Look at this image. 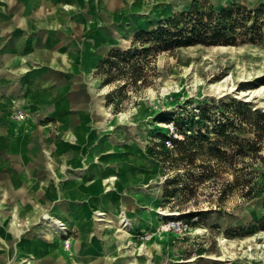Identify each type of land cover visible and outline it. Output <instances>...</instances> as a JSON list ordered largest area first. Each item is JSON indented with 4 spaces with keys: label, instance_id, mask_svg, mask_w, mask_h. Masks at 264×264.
Listing matches in <instances>:
<instances>
[{
    "label": "rangeland",
    "instance_id": "rangeland-1",
    "mask_svg": "<svg viewBox=\"0 0 264 264\" xmlns=\"http://www.w3.org/2000/svg\"><path fill=\"white\" fill-rule=\"evenodd\" d=\"M127 1H107L105 18L113 8L120 11L119 16L126 15L129 6L132 12L130 18H120L119 29L110 32L100 25L92 30V35L89 29L79 34L53 22L40 28L45 37L57 32L47 51L52 57L58 53L60 67L47 63L41 69L48 78H58L59 89L64 90L65 100H61L66 108L59 111L66 112L67 124L60 123L58 114L35 117L36 112L28 108H1L0 112V120L9 122L5 123L9 131L10 121L15 125L10 134L13 138L19 135L13 141L19 152L30 142L20 134L27 132L30 124L34 125L29 132L39 124L45 127L42 149L50 151L53 144L58 152L65 149L64 145L86 149L87 153L93 150L98 153L94 154V162L98 157L113 156L109 172L116 176L115 180L101 179L109 186L104 191H114L108 193V209L95 204L103 209L90 212L91 223L89 218L85 219L89 228L82 241L78 225L68 226L67 233L59 235L40 218V212L30 216L15 211L7 220L0 202V216L6 218L0 219V233L5 230L4 234L10 235L3 237L5 243L0 240V254L8 255L4 264L37 263L33 262L34 252L27 253L25 249L31 252L42 247H49L48 264H74V260L77 264H264V97L240 93L241 89L264 82V25L259 36H252L245 26H239L241 33L234 45L197 43L160 52L154 61L157 74L147 72L152 82L137 92L130 86L116 88L120 80L103 84L98 70V62L111 50L130 47L137 31L155 28L173 14L192 6L200 10L212 6L219 11L241 5L255 10L263 6L264 0ZM174 1L178 8L164 14ZM76 2L79 0H74L73 5ZM92 2H83L87 11L93 7ZM3 3L0 0L1 6ZM65 5L62 9L67 8L68 4ZM14 9L11 5L5 10L11 15ZM262 10L258 20L264 19ZM97 13L98 10L92 14ZM76 16L71 12L66 24ZM8 23L10 26L4 28L0 19V41L13 32V19ZM252 23L246 21L248 26ZM108 36L115 42H108ZM2 46L6 45L0 43ZM73 52L77 54L73 56ZM31 64L30 70L37 71L38 62L33 60ZM14 72L8 69L4 73L12 78ZM5 78L0 75V88L7 87L1 81ZM53 85V81L48 82L44 88L50 91ZM108 94L111 97L107 102ZM16 109L26 111L23 119L13 118ZM223 124L229 134L218 133ZM198 130L222 149L221 159L212 158L207 170L199 166L207 160L204 150L191 151L192 155L179 150V141L196 135ZM59 142L64 145H58ZM240 142L247 148L246 156H229L236 152ZM103 150L108 152L102 153ZM43 158L46 159L44 153ZM87 158L91 157L82 158V167ZM52 164L56 172L51 174L58 187L54 155ZM35 175L31 174L33 182ZM2 176L6 177L4 173ZM110 194L115 196L112 213ZM1 195L2 192L0 199ZM59 200H50L43 210L58 217L55 208ZM122 220L124 228L119 223ZM47 233L55 239L46 244L43 240L47 241ZM34 234L42 242L36 241ZM144 246L152 252L150 256L140 252L139 248Z\"/></svg>",
    "mask_w": 264,
    "mask_h": 264
},
{
    "label": "crops",
    "instance_id": "crops-1",
    "mask_svg": "<svg viewBox=\"0 0 264 264\" xmlns=\"http://www.w3.org/2000/svg\"><path fill=\"white\" fill-rule=\"evenodd\" d=\"M84 1L86 0H79L78 3L76 2V4L73 5L74 0H3V5H0L1 25L7 28L10 26L8 22L13 19V23L11 24L13 32L7 35L6 40L0 41V43L6 45L0 48V75L4 78L5 75L10 76L1 80L8 85L5 88H0V112L3 108V110H9L12 107L28 108L36 112V115L34 114L35 117L40 114H58L61 118L60 123L67 124L69 120L66 112L59 111L60 108H66L65 101L63 104L61 100H65V97L62 96L64 90L59 89L58 78H52V75L48 78L46 73L41 69L44 67V64L47 63L53 66V68L60 67V65H57L56 56L59 57L58 53H55L56 55L54 54L52 57L51 52L47 51V45L55 42L54 37L57 36V32L52 31L45 37L40 28H42L44 24L53 22L54 24H59L61 28L66 30L72 28L79 34L89 29L91 30L90 35H92V30L100 25L109 32L115 28L119 29L121 26L120 18L122 17V20H124L123 18L125 17L130 18V13H132L130 6L125 13L126 15L121 16H119L120 11L113 8V12L111 11L112 14L110 12V15L105 18L104 13L107 9L108 0H94V2H92L93 7H90L91 9L88 11L83 6ZM63 4H68L67 8L65 7L66 9H62ZM11 5L15 7V9L12 11V14L9 15L7 14L9 11L5 9H8ZM96 10H98L99 13L92 14L93 11ZM71 12L78 16L69 24H66V19ZM92 21H94V24ZM56 29L60 28L58 27ZM29 31L33 34H30ZM2 37L5 38L6 35H2ZM107 40L108 42H115L114 38H109V36ZM66 47L70 46L66 44ZM72 54L75 56L77 52H73ZM50 57H52V60ZM33 60L38 62L39 67L38 70L34 72L30 70L31 67H33L31 64ZM8 69H11L12 72L15 70L12 78L11 74L4 73L8 71ZM52 81L54 83L53 88L48 91V88L45 89L44 86ZM34 120L36 121V119ZM2 121L4 123H1ZM2 121L0 120V157L5 156L6 158H0V192H2L0 202L3 204V214L5 212L8 215H5L7 220L10 219L9 217L15 211L19 215L26 214L32 216L34 213L37 214L41 212L45 204L50 200L60 199L58 201L59 203L56 205L55 213L60 218L68 219L70 227L78 225V227L81 228L79 231L80 240L83 241L86 239V232L89 227L85 224V219L89 218L90 222V212L97 208L103 209V206L100 207L95 204L99 203L103 204L105 207L107 205L108 207V193L114 192L104 191L109 186H105L106 182L101 183V179L112 178L113 181L115 180L116 176L109 172L113 166V164L109 162H113V160H115L114 157L110 154L102 159L98 157L99 162L97 164V162H94V154L98 155L97 152L94 153L93 150H91L87 153L86 149H81L80 147L66 148V145L61 142L57 144H63L65 146L63 151L58 152L53 144L52 147H54V149L50 151L42 149L40 143L43 141V130H45V127L39 124H36L35 127L33 126L35 129H31L29 132V128H32V125H34L30 124L31 127L28 126L27 132L20 134L29 139L30 142L25 145L22 152H19L17 145L13 143V141L18 139L19 135L13 138V135L10 134L15 127L14 123L9 120L12 126L11 131H9L10 129L5 126V123L9 122L5 120ZM26 122L29 123L31 121ZM36 123L38 122L36 121ZM78 139L79 138L76 139V142H78ZM105 152L108 151L103 150L102 153ZM43 153L48 161L43 158ZM56 153L59 157H56ZM53 155L56 159L55 167L58 170L60 182L58 187H56L54 176L51 174V171L53 174L56 172L52 164ZM84 155H86V157L90 156L91 158H87L89 160L85 162V165L82 167L83 162L81 161H83L82 158ZM47 163H49V165ZM29 170L31 174H36L34 182L32 181L33 178ZM2 173H4L6 177H3ZM109 200L112 203V209L110 211L112 213L115 210V196L110 194ZM5 206H7L8 209H4ZM0 219L6 218L0 216ZM4 232L5 230L2 234L0 233V238H2L0 240L5 243L3 237H10V235H5ZM36 232L41 233L45 231ZM31 237L30 235L28 239H31ZM34 239L39 243L42 242L38 234H34ZM46 239L47 241L43 240V243L46 242L47 244L50 239L48 237ZM22 243L24 244V242ZM43 243L42 245H45ZM1 245L2 242L0 246ZM21 246L23 247V245ZM50 246L52 245L50 244ZM8 248V251L10 250L11 253L10 247ZM7 249H5V251H7ZM25 250L27 253L34 252L35 259L33 262H38L33 264H39V262L40 264H48L50 261V255L48 256L49 247H42L41 249L36 248V250L31 252L30 250ZM6 257H8L6 252L0 254V264H4ZM52 261H54L53 258ZM76 262L77 260H74V264H77ZM97 262L98 259L96 260V263ZM53 264H55V262Z\"/></svg>",
    "mask_w": 264,
    "mask_h": 264
},
{
    "label": "trees",
    "instance_id": "trees-1",
    "mask_svg": "<svg viewBox=\"0 0 264 264\" xmlns=\"http://www.w3.org/2000/svg\"><path fill=\"white\" fill-rule=\"evenodd\" d=\"M263 6L255 10H248L241 5L223 8L216 11L212 6L205 9H192L173 14L164 22L150 30L137 31L131 41V46L126 49L111 50L98 62V70L103 84H109L120 80L116 88L130 86L133 91H138L152 82V75H156L154 61L160 52H171L178 47L201 44L234 45L237 43L239 26H245L252 36H259L260 27L264 25V19L258 20L259 13L263 12ZM253 21L251 26L246 21ZM151 71L150 73H147ZM111 95H107L108 102ZM191 126V125H190ZM219 134H227L225 124L218 129ZM229 134V133H228ZM205 141V143H204ZM180 152L194 154L191 151L203 152L207 160L200 163V167L207 170L212 158L221 159L222 149L217 143L209 140L198 130L196 135L186 136L180 140ZM236 152L229 156L239 154L246 156L247 148L243 143H238ZM256 154V151L253 153ZM250 187L248 186L247 190Z\"/></svg>",
    "mask_w": 264,
    "mask_h": 264
},
{
    "label": "bare ground",
    "instance_id": "bare-ground-1",
    "mask_svg": "<svg viewBox=\"0 0 264 264\" xmlns=\"http://www.w3.org/2000/svg\"><path fill=\"white\" fill-rule=\"evenodd\" d=\"M174 8H178V5H176V2L175 1L172 2V3H170V5L164 10V14H167L170 10H172ZM232 89H233V87L232 88H229V90H231V91H232ZM240 93L245 94V95H248L249 97H254L256 95H261V96L264 97V82L261 83L258 86L250 87V88H248L246 90L241 89L240 90ZM96 162L98 164L99 160H97ZM40 218H42L45 221V223H46L47 226L53 227L54 229H56V233H58L59 235H63V234L65 235L67 233L66 232V229L70 225L69 220L63 219V221H62V219H58V217L54 216L53 214L50 215L49 213H46V211H44V210L40 212ZM119 223H120V225L123 228L126 225V224L125 225L123 224L124 223V220H122L121 222L119 221ZM46 237H48L49 239H54V237H51V235H49L48 233H47ZM21 240H23V239H21ZM139 250H140L141 253L145 254L146 256H150L151 253H152L150 251V249L147 248L146 246L140 247Z\"/></svg>",
    "mask_w": 264,
    "mask_h": 264
},
{
    "label": "built area",
    "instance_id": "built-area-1",
    "mask_svg": "<svg viewBox=\"0 0 264 264\" xmlns=\"http://www.w3.org/2000/svg\"><path fill=\"white\" fill-rule=\"evenodd\" d=\"M26 111L22 109H16L13 111L12 116L16 120H21L25 117Z\"/></svg>",
    "mask_w": 264,
    "mask_h": 264
}]
</instances>
